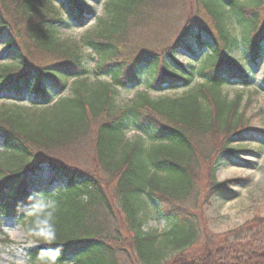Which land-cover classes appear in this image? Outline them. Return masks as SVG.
<instances>
[{"label": "trees", "instance_id": "obj_1", "mask_svg": "<svg viewBox=\"0 0 264 264\" xmlns=\"http://www.w3.org/2000/svg\"><path fill=\"white\" fill-rule=\"evenodd\" d=\"M195 1L209 22L190 14L171 42L152 49L144 33L165 32L167 10L185 0H104L77 42L58 29L93 15L78 0L61 6L65 20L42 0H0L1 29L18 51L0 66V92L33 94L29 106L0 105V217L21 222L35 243L30 264H264V217L213 236L185 206L197 202L200 166L209 190L235 195L224 186L238 179L213 182L218 160L235 153L229 141L248 128L242 95L222 89L252 80L232 56L231 27L242 28L251 61L264 57V0ZM179 51L188 65L177 62ZM68 85V96H49ZM128 88L141 91L120 105L118 91ZM165 90L182 93L151 96ZM42 165L64 186L36 205L28 185ZM152 205L169 223L161 235L142 229Z\"/></svg>", "mask_w": 264, "mask_h": 264}, {"label": "rangeland", "instance_id": "obj_2", "mask_svg": "<svg viewBox=\"0 0 264 264\" xmlns=\"http://www.w3.org/2000/svg\"><path fill=\"white\" fill-rule=\"evenodd\" d=\"M65 1L42 0V3L43 8L50 5L55 11H60L61 17L65 20L66 15L61 11V6L65 4ZM78 2L90 9L93 15L86 17L82 26H76L65 21V24L58 29V34L63 40L79 41L83 35L92 30L95 26V20L103 15L104 0H78ZM168 4L170 5L171 2ZM262 5L257 9L261 17L264 15V4ZM199 7L200 5L195 0H185L181 6L170 7L167 10L168 27H166V31L164 32L163 29V32L157 37H152V31L144 33L141 39L143 42L148 41L149 48H163L171 42V39H174L190 14H194L201 22H209L207 14L201 11ZM246 15L248 17L249 13ZM173 24H177L175 32ZM1 28L0 25V66H9L18 51L15 46L10 47L9 32ZM231 30L234 35L231 47L232 56L249 72L252 80L249 86H241L233 82L223 86L222 89L229 98L235 94L242 95L239 112L247 121L248 128L229 141L228 149H233L235 153L223 155L218 160L213 182L218 184L236 179L239 181L226 183L224 188L231 190L235 195L224 197L212 189L209 190L208 184L212 182V179L209 173H206L205 167L200 166L198 183L194 191V198L197 202L193 204L192 200L194 199L189 198L185 204V206L193 209L196 216L202 219L203 224L207 226V231L213 236L223 235L255 218L264 217V57L256 62L251 61L245 54L242 28L236 25L231 27ZM84 54L88 56L87 60H90L89 65L93 66V55L89 50H86ZM35 60L40 61L42 59L35 56ZM176 60L183 66L188 65L182 51L177 53ZM200 81V78H196L194 83ZM137 91H141V89H119L117 101L120 105H126ZM50 92L49 96L53 97L55 101L60 97L69 95V85L68 89L57 95H54L55 92L53 91ZM181 93L182 90H165L159 94H151V96H176ZM31 102H33V94L30 92H23L19 97L13 93L0 92V105L17 103L29 106ZM126 136L128 140H133L138 135L135 131L130 130ZM1 151L2 140L0 139ZM52 178L53 175L46 165H42L32 175L28 191L33 196L34 204L37 205L41 202L40 195L43 192H53L64 186V183L54 181ZM160 212L153 205L150 206L142 227L144 232L152 231L161 235L169 230L168 220ZM34 247L35 243L24 234L21 222L0 217V264H30L28 250ZM167 253L166 261L174 254L169 251ZM120 262L121 264H133L131 258L128 259V262L120 258Z\"/></svg>", "mask_w": 264, "mask_h": 264}]
</instances>
